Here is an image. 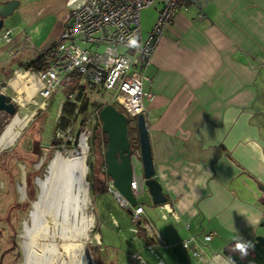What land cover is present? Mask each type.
I'll list each match as a JSON object with an SVG mask.
<instances>
[{"label": "crops", "instance_id": "0c3cea01", "mask_svg": "<svg viewBox=\"0 0 264 264\" xmlns=\"http://www.w3.org/2000/svg\"><path fill=\"white\" fill-rule=\"evenodd\" d=\"M72 1L21 0L17 33L0 58L37 57L56 44ZM148 76L155 175L168 200L159 204L165 225L147 224L146 264H198L181 259L192 235L214 234L207 253L218 235L216 247L252 241L264 232V0L180 3ZM209 257L234 264L222 252Z\"/></svg>", "mask_w": 264, "mask_h": 264}, {"label": "rangeland", "instance_id": "374dc122", "mask_svg": "<svg viewBox=\"0 0 264 264\" xmlns=\"http://www.w3.org/2000/svg\"><path fill=\"white\" fill-rule=\"evenodd\" d=\"M154 10L146 9L143 11L142 24L144 30L156 20L157 10ZM4 21L5 25L0 32V49L9 45L2 39L5 31L9 28L14 30L12 35L14 37L17 33L16 27L20 24L16 12L5 18ZM36 55L35 51H27L26 54L12 60H6L7 54L0 58V71L2 68L13 70L10 76L7 75L8 73H6L7 77L1 76L0 93H5L9 100L14 101L19 106L16 117L27 121L23 128H16L20 133L13 144L0 149V153L5 149H12L6 157L0 159V264H20L23 260V224L25 220H29L32 202L39 192L36 177L44 176L47 164L56 150L65 157L80 152L79 137L81 133L90 130V128L89 148L86 156L88 165L86 180L89 181L88 203L86 204L88 215L86 216L92 227L88 230L89 238L83 241L80 252L82 262L85 264H146L147 259L152 256L148 255L149 249H147V224L151 227L153 225L157 227L161 224L165 225V220L162 218L159 205L153 202L152 196L147 190L137 197L145 209L141 222L137 223L134 221L130 209L122 206L114 193L106 189L107 182L104 178L106 176L104 160L106 147L104 143H100L98 140L93 142L95 119L99 122L94 108H97V105H105V98H93L94 101L88 111L84 113L75 112L70 118L71 125L66 130L59 128L61 117L64 115V105L67 102L64 91L60 90L55 93L47 100L46 106H44L41 96L36 94L37 92L32 98L20 101L18 87L15 84L18 74L28 72L32 75L35 72L32 70L25 71L14 62L32 60ZM23 95L27 96L26 93ZM115 106L130 118L129 135L132 148H135L138 144L140 145L137 121L130 116L122 105L115 103ZM10 119L11 117L8 119V123ZM69 135L77 138L70 140ZM57 139H61V141L57 142ZM88 143L86 141L87 145ZM39 148L42 149V153H37ZM91 161H95L97 164L96 178L92 175ZM93 178L95 179L94 182ZM150 210H152L151 213ZM11 226L16 229L15 246H18L20 254H17L14 246L11 245L14 235ZM97 232L100 233L99 237ZM215 239V242L213 240L209 243L211 248H208V253L210 256L222 252L226 243L225 240H222L224 243L216 247L215 244L221 239L220 235L216 236ZM55 242L60 247L63 244V240L59 237L55 239ZM182 249L184 251L181 254L183 261L189 262L191 257H195L192 253L190 255L184 247ZM62 258L68 259L66 255H63ZM194 259L198 264H206V261L199 260L197 257ZM61 261L62 259L59 260L58 264Z\"/></svg>", "mask_w": 264, "mask_h": 264}, {"label": "built area", "instance_id": "2783aa9c", "mask_svg": "<svg viewBox=\"0 0 264 264\" xmlns=\"http://www.w3.org/2000/svg\"><path fill=\"white\" fill-rule=\"evenodd\" d=\"M199 4L200 0H73L68 4L69 14L59 41L45 50L47 67L34 71L38 78V91L44 106L55 93L64 91L67 101L74 104L80 113L87 105L91 108L93 98H105V105H97L99 117L101 109L115 103L122 105L131 117L143 115L148 123L145 106L152 94L145 91L150 78L148 70L153 64L157 48L166 28L176 17L180 3ZM156 9L157 17L150 31L142 24V12ZM201 17H205L203 12ZM13 32L6 30L2 39L11 43ZM85 111V112H86ZM93 126V127H94ZM92 127V128H93ZM91 133L86 130L88 143ZM69 135V139H76ZM89 148V143H88ZM133 176L131 188L138 197L147 190L140 147L132 151ZM122 206L132 211L135 222L140 223L145 213L140 201L133 205L109 180L108 187ZM213 233L199 237L192 235L182 240L184 248L192 251L206 264H217L208 256L205 243L213 238Z\"/></svg>", "mask_w": 264, "mask_h": 264}, {"label": "bare ground", "instance_id": "6f19581e", "mask_svg": "<svg viewBox=\"0 0 264 264\" xmlns=\"http://www.w3.org/2000/svg\"><path fill=\"white\" fill-rule=\"evenodd\" d=\"M38 83L36 75L28 72L18 74L15 84L20 101L32 98L38 91ZM26 122L19 117L11 121L0 137V149L13 144L20 133L16 128H23ZM80 148L77 154L66 157L57 152L52 160L50 175L44 181L39 180L42 186L40 200L33 212L32 224L26 226L23 235L24 264H58L60 259L63 260L60 264H85L82 255L79 256L83 241L89 238L88 230L92 227L86 214H81L88 203L89 189L86 180V137L82 138ZM57 237L63 240L61 247L55 242ZM63 255L68 259H63Z\"/></svg>", "mask_w": 264, "mask_h": 264}, {"label": "water", "instance_id": "95a60500", "mask_svg": "<svg viewBox=\"0 0 264 264\" xmlns=\"http://www.w3.org/2000/svg\"><path fill=\"white\" fill-rule=\"evenodd\" d=\"M20 4L21 0H12L0 5V32L5 25L4 19L10 15H13ZM0 112H5L12 116L9 123L5 126L3 132L0 133L1 137V135L6 131L10 122L17 116L18 113L17 104L14 101L9 100L8 96L3 92L0 93ZM99 117L102 122V131L107 133L108 136V144L105 149L104 159L106 162V172L109 176V180L123 195H125L132 202L133 205H136L139 200L131 188L133 176V148L129 135L130 118L113 104L104 106L99 113ZM137 128L147 191L151 194L155 204H164L167 202L168 196L163 190L162 183L155 175L156 171L149 135V127L146 118L143 115L137 118ZM57 151L58 150L55 151L54 155L47 164V169L44 176L36 177V182L39 186V192L37 193L36 199L32 202L31 209L29 211V220L24 221L22 236L26 230V226H31L33 221V212L35 211L40 200L42 186L39 183V180L44 181L50 175L52 160L56 156ZM261 190L263 192L261 196V202L264 205V185H261ZM86 206L87 205H84L81 214L85 213L88 215ZM46 218L48 220V217ZM238 242L235 244L237 245ZM243 243L247 245L246 252H241L239 249L232 251L234 247H230L229 249L224 247L222 251L223 255H225L234 264H264V232L257 234L252 241H246ZM25 260L26 256L25 252L23 251V260L20 264H24Z\"/></svg>", "mask_w": 264, "mask_h": 264}, {"label": "trees", "instance_id": "16d2710c", "mask_svg": "<svg viewBox=\"0 0 264 264\" xmlns=\"http://www.w3.org/2000/svg\"><path fill=\"white\" fill-rule=\"evenodd\" d=\"M19 66L20 68L24 69L25 71L27 70H32V71H39V70H43L47 67V62H46V57H45V53L42 52L41 54H39L37 57H35L33 60L29 61V62H26V63H23V62H19ZM13 70H7L5 68H2L1 71H0V77L1 75L3 74L4 77H7L11 75ZM6 73H8L6 75ZM87 105H84L82 108H81V111L82 113H84L86 110H87ZM19 109V106L17 105V111ZM76 109L77 107L74 105V104H71L69 103L68 101L66 102V104L64 105V115L61 117V122H60V125H59V128L63 129V130H66L70 125H71V117L75 114L76 112ZM12 117L10 116L9 114L7 113H3L1 112L0 113V133L3 132L5 126L7 125L8 123V119ZM136 121H137V117H133ZM44 123V122H43ZM96 140H98L100 143H104L105 147H107V144H108V136H107V133H104L102 131V128H101V124L100 123H97L95 126H94V131H93V142ZM61 139H57V142H60ZM136 147H140V145L138 144V146ZM12 149H5L3 150L1 153H0V159H2L3 157H6L10 151ZM37 153H42V149L39 148V151ZM106 163V162H105ZM97 164L95 163V161H91L90 162V168H91V171H92V175L94 178H96V169H97ZM106 175H107V172H106ZM93 178V179H94ZM95 181V179L93 180V182ZM33 196V195H32ZM12 229L14 230V235H13V240H12V243L11 245L14 246V249H16V252L17 254H20V250L18 248V246H15V239H16V229L14 226H11ZM12 248V247H11Z\"/></svg>", "mask_w": 264, "mask_h": 264}, {"label": "clouds", "instance_id": "9594fccd", "mask_svg": "<svg viewBox=\"0 0 264 264\" xmlns=\"http://www.w3.org/2000/svg\"><path fill=\"white\" fill-rule=\"evenodd\" d=\"M236 248L239 249L241 252L247 251V245L243 242H238Z\"/></svg>", "mask_w": 264, "mask_h": 264}, {"label": "flooded vegetation", "instance_id": "af4514ba", "mask_svg": "<svg viewBox=\"0 0 264 264\" xmlns=\"http://www.w3.org/2000/svg\"><path fill=\"white\" fill-rule=\"evenodd\" d=\"M1 113V112H0ZM3 113H5V112H3ZM105 160V159H104ZM109 178V176L108 175H106V177H105V179H108ZM94 184V183H93ZM236 250H238L237 248H233L232 249V251H236ZM79 257H81V255L79 256ZM63 262V260L61 261V263Z\"/></svg>", "mask_w": 264, "mask_h": 264}]
</instances>
